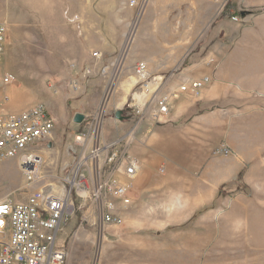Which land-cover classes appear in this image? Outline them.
<instances>
[{
    "label": "rangeland",
    "instance_id": "obj_1",
    "mask_svg": "<svg viewBox=\"0 0 264 264\" xmlns=\"http://www.w3.org/2000/svg\"><path fill=\"white\" fill-rule=\"evenodd\" d=\"M131 1L0 0V20L9 27L0 82L6 73L14 77L7 108L44 103L55 121L41 182L26 185L10 159L0 168V196L24 200L39 186L60 189L62 176L90 152L75 134L89 129L110 90L99 137L112 142L142 116L131 147L141 171L131 204L113 198L121 225H103L96 203L77 201L61 233L65 264H264V98L244 96L235 100L236 109H215L218 128L201 125L173 149L162 145L170 123L153 119L155 105L131 106L134 93L153 77L175 73L178 79L186 65L227 48L238 34L227 23L235 22L220 13L222 0ZM95 50L102 53L98 62ZM122 53L116 69L112 63ZM74 61L94 67L77 90L70 85ZM140 61L147 64L145 79L135 72ZM104 65L111 66L107 76L99 72ZM119 109L124 119L116 117ZM78 112L86 115L82 123L74 121ZM190 114L184 113L185 123Z\"/></svg>",
    "mask_w": 264,
    "mask_h": 264
},
{
    "label": "built area",
    "instance_id": "obj_2",
    "mask_svg": "<svg viewBox=\"0 0 264 264\" xmlns=\"http://www.w3.org/2000/svg\"><path fill=\"white\" fill-rule=\"evenodd\" d=\"M137 0H132L134 5ZM232 0H222V13ZM230 16L238 21L239 16L232 8ZM9 27L0 20V61L8 49ZM123 53L112 63L118 69ZM92 56L98 62L102 58L100 51ZM97 64V63H96ZM111 66L99 67L102 75L110 73ZM73 71L70 85L80 89L84 78L93 75L92 65L82 66L77 61L71 63ZM140 79L147 77V64L140 61L135 66ZM176 74L153 77L138 92H135L131 106L141 109L154 104L153 119L164 121L172 112L173 105L182 93L199 96L210 83L211 77L185 79L175 89L161 92ZM14 77L6 73L0 82V168L14 159L23 173L26 185L40 183L43 178V152L53 137L55 121L49 108L38 103L30 108L15 111L7 108L10 99L9 87ZM156 88L149 93L145 102H138L136 94L149 92L147 85L153 81ZM110 98V90L104 97L100 112L92 119L88 130L75 134V141L82 147H91L89 153L79 156L71 169L62 176L60 189H48L46 186L34 188L24 200L0 197V264H65L67 248L61 242V233L66 223L76 211L77 201L91 200L97 204V215L103 225H121L124 218L115 206L116 198L127 206L132 202V189L140 170V161L131 152L136 131L143 118L116 140L104 143L99 137L100 124ZM141 110H139L140 113ZM228 154L229 149H220ZM163 169V168H162Z\"/></svg>",
    "mask_w": 264,
    "mask_h": 264
},
{
    "label": "crops",
    "instance_id": "obj_3",
    "mask_svg": "<svg viewBox=\"0 0 264 264\" xmlns=\"http://www.w3.org/2000/svg\"><path fill=\"white\" fill-rule=\"evenodd\" d=\"M232 2L239 20L227 23L238 28V34L230 45L219 50V53H216L215 49L203 55L199 61L186 65L181 77L177 79L175 75L168 81L170 90L177 88L185 79L204 75L211 77L210 83L199 96L182 93L176 99L177 114L173 116V108L164 120L165 123H170L169 126L163 127L161 141L164 148H176L182 140V135L200 131L201 125L207 129L218 128L213 127L214 118L218 116L215 109H236L235 100L244 96L250 98L249 100L264 98V0ZM226 16L229 17L228 20H232L230 15ZM227 32L225 29L223 35L227 36ZM186 112H191L189 123L184 122ZM230 114L233 117L234 110H231ZM140 171L141 166L139 173Z\"/></svg>",
    "mask_w": 264,
    "mask_h": 264
},
{
    "label": "water",
    "instance_id": "obj_4",
    "mask_svg": "<svg viewBox=\"0 0 264 264\" xmlns=\"http://www.w3.org/2000/svg\"><path fill=\"white\" fill-rule=\"evenodd\" d=\"M116 117L119 119H124L123 116V110L119 109L116 112ZM84 120H86V115L84 113L78 112L74 116V121L78 123H82Z\"/></svg>",
    "mask_w": 264,
    "mask_h": 264
},
{
    "label": "bare ground",
    "instance_id": "obj_5",
    "mask_svg": "<svg viewBox=\"0 0 264 264\" xmlns=\"http://www.w3.org/2000/svg\"><path fill=\"white\" fill-rule=\"evenodd\" d=\"M154 85L157 86V83H155L154 80L151 81V82L147 85L149 91H150L152 88H156V86L153 87ZM152 90H153V89H152ZM144 92H145V91L141 92V94H136V96L138 97V100L140 99V102H145V101H144V98H145V97H143V96H145V95H144V94H145ZM150 92H151V91H150ZM8 93H9V95H11L10 91H9ZM146 93H147V92H146ZM146 98H147V97H146ZM145 100H146V99H145Z\"/></svg>",
    "mask_w": 264,
    "mask_h": 264
},
{
    "label": "trees",
    "instance_id": "obj_6",
    "mask_svg": "<svg viewBox=\"0 0 264 264\" xmlns=\"http://www.w3.org/2000/svg\"><path fill=\"white\" fill-rule=\"evenodd\" d=\"M234 3L232 2L221 14L230 15V10L234 8Z\"/></svg>",
    "mask_w": 264,
    "mask_h": 264
}]
</instances>
